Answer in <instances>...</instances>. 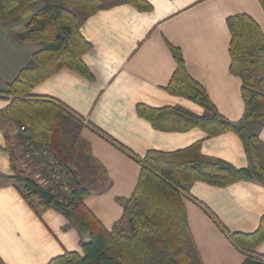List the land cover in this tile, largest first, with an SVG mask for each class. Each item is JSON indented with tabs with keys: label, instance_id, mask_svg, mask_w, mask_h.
Returning a JSON list of instances; mask_svg holds the SVG:
<instances>
[{
	"label": "crops",
	"instance_id": "crops-1",
	"mask_svg": "<svg viewBox=\"0 0 264 264\" xmlns=\"http://www.w3.org/2000/svg\"><path fill=\"white\" fill-rule=\"evenodd\" d=\"M147 1L152 6L148 11L115 1L83 22L81 32L92 44L84 60L93 79L63 68L31 90L34 95L59 100L70 112L61 117L69 136L77 141L69 165L89 190L86 205L108 230L121 220L124 201L138 183L141 164L133 155L144 157L149 151L170 152L200 143L204 155L222 158L238 168L248 166L235 133L209 136L199 128L157 129L139 115L137 105L204 113L200 105L163 88L176 70L177 48L188 73L205 88L219 113L232 121L241 120L245 110L242 79L230 71L227 18L249 14L264 33L259 0ZM31 6L0 22V89L32 65L33 53L43 47L40 42L15 37L38 11H29ZM10 101L0 97V111ZM245 126L259 137L264 166V125L249 120ZM17 132L9 116L0 119V264H47L66 250L82 253V233L71 220L53 208L41 210L38 216L7 181L14 169L2 148L6 137ZM186 189L188 264H242L246 255L228 232L249 233L258 228L264 215V185L243 180L218 187L195 181ZM128 224L124 220L120 226L126 231ZM255 251L264 256V241Z\"/></svg>",
	"mask_w": 264,
	"mask_h": 264
},
{
	"label": "trees",
	"instance_id": "trees-1",
	"mask_svg": "<svg viewBox=\"0 0 264 264\" xmlns=\"http://www.w3.org/2000/svg\"><path fill=\"white\" fill-rule=\"evenodd\" d=\"M38 0H0V22L17 17ZM140 11L151 10L147 0H118ZM264 10V0H259ZM103 0H51L15 32L22 42H40L43 47L32 55L33 63L22 68L0 97L10 103L0 111V119L9 116L18 128L17 137L24 152L31 147L46 149L47 155L33 157V164L61 172L69 181L68 191L52 186L55 194L51 203L40 195L45 189L37 180L16 166L18 155L10 137L2 148L10 157L14 174L6 176L27 204L40 216V211L53 208L71 220L80 231L89 230L91 243L83 252L66 250L47 264H188V218L184 198L186 185L202 181L218 187L251 180L264 185V166L260 161L259 137L245 126L249 120L264 125V33L260 24L249 14L227 18L231 32L229 46L230 71L242 79L241 95L245 103L243 118L232 121L219 113L205 88L187 71L183 56L174 48L176 70L163 87L169 94L195 102L204 109L201 115L182 108H153L137 105L140 116L165 131H187L199 128L209 136L233 132L244 146L248 166L238 168L222 158L201 152L200 143L176 151H149L144 157L134 156L141 164L138 183L130 198L124 201L123 216L108 230L85 203L89 190L81 184L70 167L77 141L71 138L62 123L66 106L50 96L31 93L33 87L63 68L77 71L93 79L84 55L92 48L81 32V25L93 13L109 7ZM70 113V112H69ZM46 170V169H45ZM56 185V184H55ZM127 220L130 233L120 223ZM233 242L245 253L242 264H264V256L255 249L264 241V215L258 228L249 233L228 232Z\"/></svg>",
	"mask_w": 264,
	"mask_h": 264
},
{
	"label": "rangeland",
	"instance_id": "rangeland-1",
	"mask_svg": "<svg viewBox=\"0 0 264 264\" xmlns=\"http://www.w3.org/2000/svg\"><path fill=\"white\" fill-rule=\"evenodd\" d=\"M118 0H103L105 3H112ZM47 3V0H38L33 6L29 8V11H33V8L35 10H39ZM28 11V12H29ZM65 125L68 127V125L65 123ZM11 143L14 148H16V153L18 155V162H19V168L22 169L27 175L31 176L33 179L37 180L38 182H41L40 184L45 189H53V181L49 178L48 172L41 168V166L37 164H33V157H27V153L24 152V148L21 146L20 141L17 137V134L13 137H10ZM43 151L46 149L42 148ZM43 179V181L41 180ZM47 181V182H45ZM126 232L130 233V224H128V227L126 228ZM191 261V260H190Z\"/></svg>",
	"mask_w": 264,
	"mask_h": 264
},
{
	"label": "built area",
	"instance_id": "built-area-1",
	"mask_svg": "<svg viewBox=\"0 0 264 264\" xmlns=\"http://www.w3.org/2000/svg\"><path fill=\"white\" fill-rule=\"evenodd\" d=\"M47 155L46 150L43 151L42 149H37L31 147L30 151L27 152V157H36V158H42V156ZM50 160H45L43 162L42 166L46 169L48 172L49 178L53 181V185L60 187L63 189V191H68L69 189V181L67 179L63 180V176L61 172H59L56 168L49 167ZM43 181V179H41ZM47 182V181H45ZM41 183V182H39ZM56 184V185H55Z\"/></svg>",
	"mask_w": 264,
	"mask_h": 264
},
{
	"label": "water",
	"instance_id": "water-1",
	"mask_svg": "<svg viewBox=\"0 0 264 264\" xmlns=\"http://www.w3.org/2000/svg\"><path fill=\"white\" fill-rule=\"evenodd\" d=\"M40 195L46 203H51V201L55 197V194L52 191L47 190V189H41ZM81 233H82V244L87 245L91 243L92 241L91 232L87 230V231H82Z\"/></svg>",
	"mask_w": 264,
	"mask_h": 264
}]
</instances>
